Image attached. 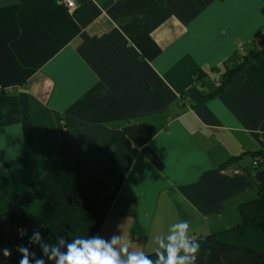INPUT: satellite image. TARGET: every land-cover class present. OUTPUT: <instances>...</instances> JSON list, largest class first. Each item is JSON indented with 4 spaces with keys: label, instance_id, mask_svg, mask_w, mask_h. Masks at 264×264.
<instances>
[{
    "label": "crops",
    "instance_id": "0c3cea01",
    "mask_svg": "<svg viewBox=\"0 0 264 264\" xmlns=\"http://www.w3.org/2000/svg\"><path fill=\"white\" fill-rule=\"evenodd\" d=\"M263 49L264 0H0V214L118 234L129 254L165 249L180 220L191 239L237 225L257 197L264 56L202 100Z\"/></svg>",
    "mask_w": 264,
    "mask_h": 264
},
{
    "label": "trees",
    "instance_id": "16d2710c",
    "mask_svg": "<svg viewBox=\"0 0 264 264\" xmlns=\"http://www.w3.org/2000/svg\"><path fill=\"white\" fill-rule=\"evenodd\" d=\"M263 56L264 49L259 52L244 50L236 52L230 65H225L217 90L202 101L223 92L234 75L242 73L248 64ZM199 75L203 73L200 72ZM252 156L257 166L250 171V174L257 187V197L239 206L240 222L237 225L203 238L193 239L200 242L195 264H264V148L252 153ZM237 159L231 158L220 167L223 168ZM25 230L29 235L33 231H40L44 242L56 245L62 252L67 251L68 243L77 239L76 236L38 219L30 212L21 209L9 210L0 214L2 264H19L21 254L16 251V247L19 244H28V235L23 234ZM61 239L64 241L63 244L60 243ZM29 247L40 255L38 245L33 244ZM3 248H8L11 255L5 257ZM160 253L166 256V248L145 255L156 264ZM128 254V252H119L122 260H127Z\"/></svg>",
    "mask_w": 264,
    "mask_h": 264
},
{
    "label": "clouds",
    "instance_id": "9594fccd",
    "mask_svg": "<svg viewBox=\"0 0 264 264\" xmlns=\"http://www.w3.org/2000/svg\"><path fill=\"white\" fill-rule=\"evenodd\" d=\"M172 229L167 237V255L158 254L156 264H195L200 242L191 239L189 221L180 220ZM23 234L28 235V244H19L16 247V251L21 254L19 264H153L143 252H132L128 254L127 260H122L119 252L113 248L121 239L118 234H113L108 240L98 235L77 238L67 244L66 252H62L56 245L44 242L40 231H33L29 235L25 230ZM60 243H64L63 239ZM33 244L38 245L40 255L30 250L29 245ZM161 244L163 246L162 241ZM121 250L126 251V246ZM2 251L5 257L11 255L8 248H3Z\"/></svg>",
    "mask_w": 264,
    "mask_h": 264
},
{
    "label": "built area",
    "instance_id": "2783aa9c",
    "mask_svg": "<svg viewBox=\"0 0 264 264\" xmlns=\"http://www.w3.org/2000/svg\"><path fill=\"white\" fill-rule=\"evenodd\" d=\"M68 9H74L77 6V0H61Z\"/></svg>",
    "mask_w": 264,
    "mask_h": 264
},
{
    "label": "rangeland",
    "instance_id": "374dc122",
    "mask_svg": "<svg viewBox=\"0 0 264 264\" xmlns=\"http://www.w3.org/2000/svg\"><path fill=\"white\" fill-rule=\"evenodd\" d=\"M206 91H212V88L207 87V88H206ZM10 252H11V251H10Z\"/></svg>",
    "mask_w": 264,
    "mask_h": 264
}]
</instances>
